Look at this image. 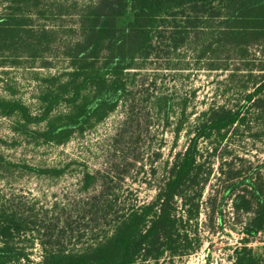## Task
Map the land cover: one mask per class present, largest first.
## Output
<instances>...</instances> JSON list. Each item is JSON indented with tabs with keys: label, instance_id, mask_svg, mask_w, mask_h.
I'll return each instance as SVG.
<instances>
[{
	"label": "trees",
	"instance_id": "1",
	"mask_svg": "<svg viewBox=\"0 0 264 264\" xmlns=\"http://www.w3.org/2000/svg\"><path fill=\"white\" fill-rule=\"evenodd\" d=\"M0 8V67L38 59L41 68L49 69L56 57L67 61L60 74L41 80L46 86L37 114L19 101L0 98V117L14 119V132L35 145L61 147L83 137L121 103L129 104L128 113L113 146L139 140L140 133L153 125L150 110L169 126L171 100H151L143 93L138 95L145 99L136 100L134 85L128 81L135 74L129 70L136 69L138 61L144 65L152 57L162 58L157 49L162 48L166 57L185 44L190 30L204 35L207 27L216 30L211 34L215 39L209 40L198 58L208 57L214 70L228 71L229 62L233 63L229 77L244 79L232 105L223 102L200 113L186 149L166 163L163 184L148 203L119 205L115 190L130 175L129 168L137 174L143 171L146 161L137 148L120 152L118 183L108 172H83L73 207L59 201L39 207L36 201L29 203L0 190V264H34L35 245L40 249L37 264H173L175 258L198 248L202 207L210 222L215 214L222 215L226 199L233 221L243 223L245 244L264 229L263 164L221 157L217 182L202 202L212 174L210 158L228 132L247 135L253 142L264 139V58L251 54L255 48L264 57V0H0ZM128 13L130 19L119 25L118 20ZM177 18L185 24H176ZM38 19L57 23L36 24ZM165 29H171L172 42L163 40ZM62 35L69 41L55 53L56 39ZM60 105L64 112L54 113ZM180 108L175 136L187 120L186 104ZM201 140L211 145L204 153L198 148ZM222 153L232 156L226 149ZM152 155L148 166L153 177L159 152ZM65 171L64 167L12 163L0 153L1 178L21 172L58 179ZM218 228L223 233L221 224ZM232 264L260 262L244 247L235 250Z\"/></svg>",
	"mask_w": 264,
	"mask_h": 264
},
{
	"label": "rangeland",
	"instance_id": "2",
	"mask_svg": "<svg viewBox=\"0 0 264 264\" xmlns=\"http://www.w3.org/2000/svg\"><path fill=\"white\" fill-rule=\"evenodd\" d=\"M65 1L67 3L72 1L85 3L90 0ZM130 17V13L126 14L118 20V24L125 25ZM167 19L168 22H171L170 25L174 26V21L170 17ZM47 20L38 19L36 24L47 22L46 24L54 25L57 23ZM184 22L179 18L176 24L184 25ZM62 24L65 28L69 25L67 21ZM163 32H165L163 40L167 43L172 42L168 38L171 29H165ZM188 32L185 44L170 52L166 57L163 58L162 48L157 49L155 53L162 55V58L152 57L144 65L139 64L140 61H138L137 68L129 70L130 74H135L128 81L134 85L135 93L133 94L136 100L145 99V97H139V93H143V96L151 100L163 97L171 100L172 111L169 126L163 125L161 115L150 110L148 115L153 125L147 131L140 133L137 138L139 140L133 139L134 142L131 141L128 145L121 147L113 146V137L128 113L129 104L126 106L121 103L102 122L90 128L83 137L74 138L64 146L56 147L51 144L35 145L30 138L20 137L13 130L15 120L0 117V153L7 161L27 164L32 167H64L66 170L64 175L58 179L14 172L4 178L0 177V190L6 195L11 193L22 196L29 203L36 201L39 207H48L54 201L67 203L73 207L78 196H80L79 179L83 172H108L114 178V182L118 183L115 176L118 170H122L121 166L118 165L121 160L120 152L126 151L127 148H137L143 154L146 165L139 174L136 173L135 168H129L130 175H126L124 180L119 181L115 188L119 195L118 204L128 207L133 204L141 205L150 202L163 184L166 163H170L176 153L186 149L192 136L191 130L200 113L209 106L223 102L232 105L236 101L235 99L239 97L237 90L244 80L239 77H229L233 63L229 62L228 71L221 70V67L214 70L208 57L198 58L200 51L207 46L209 40L215 39L216 35L211 34L216 33V30L207 27L204 31L207 35L201 31L196 33V31L190 30ZM212 36L214 38H211ZM177 38L179 36L175 35V39ZM68 41L69 38L65 35L58 37L56 39L57 47L53 51L55 53L60 52L61 46ZM251 54H255L256 58L259 59L264 58L257 53L255 48L251 50ZM53 63L54 66L49 69L41 68L38 59L34 61L22 60L18 66L7 63L5 67H0V98L19 101L33 115L37 114L41 108V91H44L46 86L41 80L60 74L64 71L67 61L61 57H56L53 59ZM219 64L223 65L224 63ZM152 83L154 84L152 85ZM145 89H147L146 92ZM183 103L186 104L185 115L187 120L179 134L175 136L173 130L180 118V106ZM63 110L65 107L60 105L54 113L64 112ZM43 125L44 123L39 127ZM134 125L135 122H133ZM210 146V143L204 140L198 144L201 153L205 152V147ZM223 149H226L232 156L222 153ZM154 152H159V158L154 164L156 172L152 177L149 173L148 160L149 155L152 157ZM221 157L227 160H230L231 157H242L254 164H263L260 170L264 177V139L253 142L247 135H239L230 130L215 155L210 158L212 174L205 188L202 202L206 200L211 186L217 182ZM233 217L229 199H226L222 207V215L215 214L210 222L205 207H202L198 224L200 237L198 248L187 256L180 259L175 258L173 264H232L235 250L240 251L244 247L260 264H264V229L248 244H245L241 230L243 223H235ZM241 221L244 222V220ZM219 224H221L223 233L219 231ZM31 252V259L34 264H37L40 259L39 247L35 245Z\"/></svg>",
	"mask_w": 264,
	"mask_h": 264
}]
</instances>
